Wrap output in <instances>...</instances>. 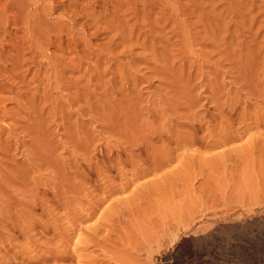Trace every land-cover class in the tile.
<instances>
[{
	"label": "rangeland",
	"instance_id": "374dc122",
	"mask_svg": "<svg viewBox=\"0 0 264 264\" xmlns=\"http://www.w3.org/2000/svg\"><path fill=\"white\" fill-rule=\"evenodd\" d=\"M256 222L264 0H0V264H194L178 234Z\"/></svg>",
	"mask_w": 264,
	"mask_h": 264
},
{
	"label": "bare ground",
	"instance_id": "6f19581e",
	"mask_svg": "<svg viewBox=\"0 0 264 264\" xmlns=\"http://www.w3.org/2000/svg\"><path fill=\"white\" fill-rule=\"evenodd\" d=\"M184 231L188 232V229L182 230V232ZM262 232H264V222H256L253 225H246L245 227L240 226L229 231L223 230V233L226 234L225 237L237 238L238 241H242L244 243L238 244L239 246L230 245L227 239L221 240V237H217L219 241L215 243V237L212 240L210 237L206 236L191 235L189 239L185 240V238L180 237V234H178L175 241L177 242V252L179 254H186L187 256L193 254L194 259L199 260V262L197 261L194 264H207V261L205 260V253L207 256H210L212 254L211 249L214 248L208 247V242L210 243V246L218 247V250L214 249L218 252V255L213 256V259L211 260L213 264H227V257L222 255L221 252L234 253L235 255L233 256V260L236 262L235 264H262V262H264V256L257 253L255 254V250L252 248L254 246L264 247V238L260 237ZM188 244H193L196 247H188ZM261 251L264 252V249H261Z\"/></svg>",
	"mask_w": 264,
	"mask_h": 264
}]
</instances>
